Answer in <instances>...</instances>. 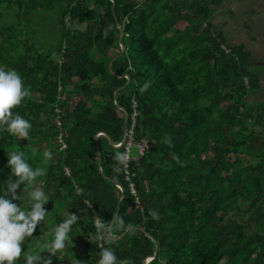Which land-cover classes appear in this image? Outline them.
I'll use <instances>...</instances> for the list:
<instances>
[{"label":"trees","instance_id":"1","mask_svg":"<svg viewBox=\"0 0 264 264\" xmlns=\"http://www.w3.org/2000/svg\"><path fill=\"white\" fill-rule=\"evenodd\" d=\"M225 1L0 0V67L15 68L29 88L13 111L32 123L20 140L0 128V181L10 175L7 153L20 150L46 168L38 180L50 196L17 264L27 253L51 255L48 242L67 211L79 219L51 264H97L102 246L129 264H264V106L248 101L263 85L250 53L211 30ZM40 13L53 14L55 35H37ZM117 24L124 51L112 60ZM132 100L133 140L148 142L128 164L139 205L116 147L120 108L129 127ZM94 216L110 229L97 232ZM143 232L156 242L153 258Z\"/></svg>","mask_w":264,"mask_h":264},{"label":"clouds","instance_id":"2","mask_svg":"<svg viewBox=\"0 0 264 264\" xmlns=\"http://www.w3.org/2000/svg\"><path fill=\"white\" fill-rule=\"evenodd\" d=\"M29 92L15 68L0 67V128H5L19 140L29 137L32 123L13 109L23 102ZM49 155L48 152L44 153L45 158ZM6 167L10 169V175L7 180L0 181V264H17L18 258L25 253V250L22 251L25 239L32 237L38 224L44 222L48 215L49 211L44 205L50 196L38 180V177L45 175L46 168H34L23 151H9ZM25 196L27 203L22 204ZM151 214L159 218L156 210H152ZM78 219L76 212L67 211L66 218L54 226L52 239L47 245L49 254L58 255L60 250L66 248L68 241L72 240L69 234ZM96 220L101 228L110 229V222L103 217L98 216ZM43 252L27 253L25 264H51V255L45 259ZM98 256L97 264H129L127 258H119L110 247L102 246ZM80 262L77 261V264Z\"/></svg>","mask_w":264,"mask_h":264},{"label":"crops","instance_id":"3","mask_svg":"<svg viewBox=\"0 0 264 264\" xmlns=\"http://www.w3.org/2000/svg\"><path fill=\"white\" fill-rule=\"evenodd\" d=\"M210 24L212 32L222 36L224 46L242 45L250 53V65L262 79L264 77L262 74L264 71V0H227L212 15ZM261 83L264 86L262 80Z\"/></svg>","mask_w":264,"mask_h":264},{"label":"built area","instance_id":"4","mask_svg":"<svg viewBox=\"0 0 264 264\" xmlns=\"http://www.w3.org/2000/svg\"><path fill=\"white\" fill-rule=\"evenodd\" d=\"M131 107H132V110H133V112L131 113V116H130L131 123H130L129 127H126L125 140H124V142L122 144V147H123V150H124L123 156H122V159H123V170H124L123 173H124V180L126 181L127 186H128V190H129L130 194L135 197V204L139 205L138 199L136 198L135 186H134V183L131 180L132 179V174H130V172L128 170V164L131 161L137 160L139 157H141L143 155L145 149L148 147V142L145 139L141 140L140 142H135L133 140V127H134L135 117H136V114H137L136 113V102L134 100H132V102H131ZM55 112L59 113V110L56 108ZM56 126L58 128L61 127V123H60V121L58 119L56 121ZM56 143H57V146H58L60 151L65 149L66 145L63 142L61 133L58 134V136L56 138ZM132 146H134L137 149V153L135 155V158L131 157L130 153H129L130 152V148ZM65 173L68 174V171L66 169H65ZM87 206H88V208H91V205L89 203H87ZM96 218L97 217L94 216V227L97 230V232H99L100 226L97 224ZM149 261H150V258L146 262H149Z\"/></svg>","mask_w":264,"mask_h":264},{"label":"rangeland","instance_id":"5","mask_svg":"<svg viewBox=\"0 0 264 264\" xmlns=\"http://www.w3.org/2000/svg\"><path fill=\"white\" fill-rule=\"evenodd\" d=\"M49 15L45 14V13H40V14H36L34 16L35 23H33V27H34V29L37 30V35H39L40 37H41L40 33H42L43 31L47 33L48 30H49L50 36H53L56 33V31L53 29L54 20H55L54 16H53L52 13H50ZM256 69H260V67H256ZM261 69H263V68H261ZM262 74H264V71L262 72ZM262 82H264V77L262 78ZM248 101L251 104H254V103L258 102V104H260V106H264V86H261L260 91L257 94L249 96L248 97ZM243 150H244L243 148L240 149V151H243ZM129 153H130V156L133 157V156L136 155L137 149L134 146H132L130 148V152ZM243 160H244L245 163L249 162L248 158H246V157H244Z\"/></svg>","mask_w":264,"mask_h":264},{"label":"water","instance_id":"6","mask_svg":"<svg viewBox=\"0 0 264 264\" xmlns=\"http://www.w3.org/2000/svg\"><path fill=\"white\" fill-rule=\"evenodd\" d=\"M117 29H118V31H119L118 42H119V47H120V53H119L118 55H116L115 57H113L112 60H114L115 58H118V57L121 55V53L124 51V46L121 44V41H120L121 36H122V27H121L119 24H117ZM110 71H111V70H110ZM111 73L114 75V73H113L112 71H111ZM125 78H126L127 80H126L125 85H124L122 88L126 87V86L128 85V83H129V78H128L127 75L125 76ZM116 93H117V91H115V92L113 93V96H112V100H113V103H114V104H115ZM120 110L123 111V113H124V122H123L124 127H123V135H122L121 142H120V144L117 145L116 147H122V144H123V142H124V140H125V131H126V120H127V114H126V112H125L123 109L120 108ZM99 135H104V136L107 138L108 142L111 143L110 138H109L106 134L100 133V134H98L97 136H99ZM97 136H96V137H97ZM96 137H95V138H96ZM118 188H119L120 192L123 193V189H122V187H121V186H118ZM110 224H111V223H110ZM131 228H133V227H130V226H129V227L126 228V230H129V229H131ZM143 233H144L148 238H150V239L152 240V242L155 244L154 253H153V255L151 256V258H153V257L156 255V253H157L156 242H155L154 238H153L152 236H150L148 233H146V232H143ZM108 234L110 235V231H108ZM122 236H123V234H122ZM144 264H148V262L145 261Z\"/></svg>","mask_w":264,"mask_h":264}]
</instances>
